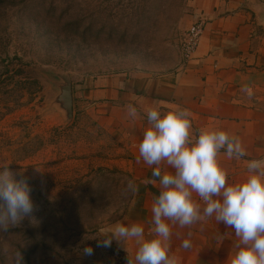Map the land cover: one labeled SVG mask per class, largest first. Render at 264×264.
<instances>
[{
	"label": "rangeland",
	"instance_id": "374dc122",
	"mask_svg": "<svg viewBox=\"0 0 264 264\" xmlns=\"http://www.w3.org/2000/svg\"><path fill=\"white\" fill-rule=\"evenodd\" d=\"M188 14L187 0H0V166L27 179L35 205L0 230V264L18 252L23 264H128L97 237L127 210L131 180L92 112L68 117L63 77L168 72Z\"/></svg>",
	"mask_w": 264,
	"mask_h": 264
},
{
	"label": "crops",
	"instance_id": "0c3cea01",
	"mask_svg": "<svg viewBox=\"0 0 264 264\" xmlns=\"http://www.w3.org/2000/svg\"><path fill=\"white\" fill-rule=\"evenodd\" d=\"M187 8L182 31L198 16L206 18L191 60L185 62L178 49L176 63L162 74L133 71L72 82L73 108L92 112L105 132L114 136L116 165L135 186L127 210L110 225L139 223L149 238L154 235L151 204L159 183L151 167L142 159L138 162L147 108L186 111L193 135L208 128L223 129L238 138L247 153L244 158H228L223 150L218 154L228 183L246 178L248 160L264 159V0H187ZM129 104L137 108L135 118L128 115ZM161 167L171 171L167 165ZM194 198L199 199L195 194ZM171 227L169 255L177 264H228L235 252L238 238L214 217ZM185 239L191 242L189 249L181 247ZM112 244L134 259L135 241L124 245L113 240Z\"/></svg>",
	"mask_w": 264,
	"mask_h": 264
},
{
	"label": "clouds",
	"instance_id": "9594fccd",
	"mask_svg": "<svg viewBox=\"0 0 264 264\" xmlns=\"http://www.w3.org/2000/svg\"><path fill=\"white\" fill-rule=\"evenodd\" d=\"M127 111L132 118L138 114L131 104ZM145 115L138 162L142 159L158 178L159 192L151 204L154 235L146 237L142 224L117 222L100 230L98 246L110 247L113 240L124 245L135 241L138 247L128 264H177L169 255L171 226H191L214 217L238 238L228 264H264V159L248 160L246 178L228 183L218 154L223 150L228 158H244L247 153L238 138L223 129L204 128L193 135L184 110L161 112L158 106H151ZM162 165L171 171L163 170ZM129 187L135 191L131 181ZM31 191L27 179L18 178L9 165L0 166V230L32 218ZM181 247L189 249L190 240H183ZM82 253L91 256L92 246H84ZM13 264H23L21 252L15 254Z\"/></svg>",
	"mask_w": 264,
	"mask_h": 264
},
{
	"label": "built area",
	"instance_id": "2783aa9c",
	"mask_svg": "<svg viewBox=\"0 0 264 264\" xmlns=\"http://www.w3.org/2000/svg\"><path fill=\"white\" fill-rule=\"evenodd\" d=\"M205 24L206 18L198 16L187 29L181 32L179 50L185 62L191 60L198 50Z\"/></svg>",
	"mask_w": 264,
	"mask_h": 264
},
{
	"label": "water",
	"instance_id": "95a60500",
	"mask_svg": "<svg viewBox=\"0 0 264 264\" xmlns=\"http://www.w3.org/2000/svg\"><path fill=\"white\" fill-rule=\"evenodd\" d=\"M63 80H64V84L61 86L59 101L61 102L64 109L67 111L68 117H71L73 113L72 81L67 77H63Z\"/></svg>",
	"mask_w": 264,
	"mask_h": 264
}]
</instances>
